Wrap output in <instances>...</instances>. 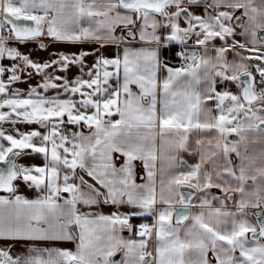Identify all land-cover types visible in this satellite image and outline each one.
<instances>
[{
	"label": "snow or ice",
	"instance_id": "6c2138e0",
	"mask_svg": "<svg viewBox=\"0 0 264 264\" xmlns=\"http://www.w3.org/2000/svg\"><path fill=\"white\" fill-rule=\"evenodd\" d=\"M0 193V264H264V0H0Z\"/></svg>",
	"mask_w": 264,
	"mask_h": 264
},
{
	"label": "crops",
	"instance_id": "0c3cea01",
	"mask_svg": "<svg viewBox=\"0 0 264 264\" xmlns=\"http://www.w3.org/2000/svg\"><path fill=\"white\" fill-rule=\"evenodd\" d=\"M196 11L199 12L200 10L196 9ZM239 14L240 13L238 12L237 15H239ZM239 30L240 29H237V31H239ZM237 39H240V37L238 36ZM44 42L46 44L48 43L47 40H45ZM190 43H191V41H190ZM215 43L217 46H219L221 42L216 41ZM135 46L141 47L142 45L136 44ZM95 47H98V46L90 45V44H85L83 46H81V45H69V44H52L47 48V50H41V49H39L38 45L35 42H29L24 46H20V50L24 53L30 54L34 60L44 61V60L49 59L50 54L53 52L73 53V52L81 51L82 48H83V50L91 51ZM101 53L105 56L112 57V56L117 54V49L115 46H106L105 48H103L101 50ZM210 54L214 55V53H210ZM243 54L249 55V53H243ZM173 58H174V55H172L170 57V54L164 53V49L161 50V59L162 60H164V59L171 60ZM228 58L230 60L233 59V55L231 52L228 53ZM93 59H94V57H88V62L91 63ZM254 62L255 61H252V63H254ZM5 63H7V61H5ZM68 74H69V76H72V77L76 76L78 74L77 69L75 67H73ZM37 79H33L30 82L32 84H35L37 82ZM18 86L21 88H27V84H19ZM229 87L231 88V90L233 92L236 91L235 87H233L231 85H229ZM169 139H178V136L169 137ZM201 139L203 140L205 146H207V142L209 139H211L213 141V144L215 143L214 134H211V133H200V134L192 133L189 135V139H188L186 149L180 150L177 153L178 157L180 159L184 160L187 164L196 163L199 160V156L197 155L196 141L201 140ZM156 146L158 149L161 146V141L159 140V138H157V145ZM256 151H259V145H257ZM233 160L235 161L234 156H233ZM18 162L23 163L25 165H33V164L40 165L42 163V160L39 156H26V157L21 158ZM136 172H137V182L142 183L143 181L140 179V177L144 175V171H143L142 165H140L139 162H137ZM249 183H251V181H249ZM233 186H235V185H233ZM211 191H212V194H214L216 196H222L223 195V193L220 191V189L213 188ZM0 194H4V193H0ZM19 194H21V195H23L29 199H35L39 195L34 189L28 188L27 186H25L23 184L19 185ZM235 199H239V196L237 195L235 197ZM158 207H159V205H158ZM229 208L231 210H235L233 207V203L231 201L229 202ZM102 210L105 214H108L111 211H113L114 209L105 207ZM125 210L126 209H122V211H125ZM193 211H196V210L193 209ZM135 218H148L149 220H151V223L153 222L152 217L137 216V217H134L133 219H135ZM132 220H131V223H133ZM134 225H136V224H134ZM121 235L125 239H129V238L138 239V237H136L134 234H130L128 231H124L123 233H121ZM10 243L14 244V246L12 248V251L14 254L26 253L27 248L31 246V242H25V241H17V242L0 241V247H6ZM36 246H38V247H58L61 249H68V250H73V251L75 250V242H73V241H60V242H55V243L37 242ZM153 247H154V240L149 241V248L151 249ZM121 257H122V253H118L114 257V259L119 261L121 259ZM208 258L210 260V264H215V260L213 259L211 252L208 253Z\"/></svg>",
	"mask_w": 264,
	"mask_h": 264
},
{
	"label": "trees",
	"instance_id": "16d2710c",
	"mask_svg": "<svg viewBox=\"0 0 264 264\" xmlns=\"http://www.w3.org/2000/svg\"><path fill=\"white\" fill-rule=\"evenodd\" d=\"M175 50H176V47H171V48H167V49H164V53L165 54H170V57L172 56V55H174V53H175ZM172 54V55H171ZM147 220V221H146ZM133 221V224H138L139 222H142V221H146V222H148V224H151V220H149L148 218H135V219H133L132 220Z\"/></svg>",
	"mask_w": 264,
	"mask_h": 264
},
{
	"label": "built area",
	"instance_id": "2783aa9c",
	"mask_svg": "<svg viewBox=\"0 0 264 264\" xmlns=\"http://www.w3.org/2000/svg\"><path fill=\"white\" fill-rule=\"evenodd\" d=\"M180 49L178 48V47H176V50H175V52L176 51H179ZM170 61V63L171 64H173V65H179L180 64V61L175 57V55H174V58L173 59H171V60H169ZM141 223H146V222H140L139 224H141ZM138 224V225H139Z\"/></svg>",
	"mask_w": 264,
	"mask_h": 264
},
{
	"label": "rangeland",
	"instance_id": "374dc122",
	"mask_svg": "<svg viewBox=\"0 0 264 264\" xmlns=\"http://www.w3.org/2000/svg\"><path fill=\"white\" fill-rule=\"evenodd\" d=\"M210 165H205V168H207L209 171H211V167H209Z\"/></svg>",
	"mask_w": 264,
	"mask_h": 264
}]
</instances>
